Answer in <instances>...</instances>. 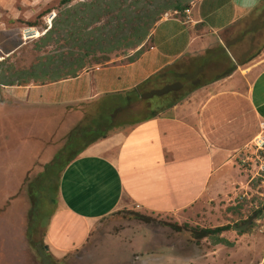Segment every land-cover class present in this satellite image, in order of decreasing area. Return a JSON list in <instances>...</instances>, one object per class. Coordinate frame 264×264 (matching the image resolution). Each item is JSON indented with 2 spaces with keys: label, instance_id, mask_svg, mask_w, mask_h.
<instances>
[{
  "label": "crops",
  "instance_id": "crops-1",
  "mask_svg": "<svg viewBox=\"0 0 264 264\" xmlns=\"http://www.w3.org/2000/svg\"><path fill=\"white\" fill-rule=\"evenodd\" d=\"M188 9L161 17L131 62L84 69L44 84L49 92L34 84L3 90L9 112L33 116L38 135L41 115L59 126L82 101L93 106L132 90L176 62L190 66L189 87L204 83L156 117L90 143L69 162L45 236L54 257L81 246L95 220L120 208L203 212L234 182L235 158L264 127V0H193ZM31 146L37 145L26 152Z\"/></svg>",
  "mask_w": 264,
  "mask_h": 264
},
{
  "label": "rangeland",
  "instance_id": "rangeland-1",
  "mask_svg": "<svg viewBox=\"0 0 264 264\" xmlns=\"http://www.w3.org/2000/svg\"><path fill=\"white\" fill-rule=\"evenodd\" d=\"M90 1L92 0H73L64 6L60 4V0H0V61L6 58L2 68H6L10 63L13 71L19 72V69L28 68L37 57H41L43 61H38L37 68L44 65V70L50 71L55 67L49 66V63L56 61V55H62L67 58L66 61H70L72 56L65 53H69L68 50L76 46L75 43L82 44L83 41L79 39L75 42L68 38V34L79 27L84 28L80 34L87 32L83 37L87 38L92 46L100 45L104 50L107 49L95 53L99 61L93 58L87 60V70L113 62H127L129 50H125L123 46L130 40L128 30L120 31L118 27L111 26L104 16L101 23L93 21L90 17L93 14H102L106 0L91 6V15H87L79 23H70L63 17L62 11L66 7ZM109 1L114 3L111 5L112 16L119 14L120 21L125 17V13L127 17L135 18L134 12H128L144 4V0ZM80 15L84 13L78 16ZM113 19L115 23L116 18ZM63 21L66 23H62ZM27 22L35 25H27ZM48 29L49 32L46 33ZM45 33L46 39L41 40L46 36ZM72 53L73 56L78 54ZM58 62L52 64H59ZM72 63L74 64V61ZM2 68L1 82L5 79ZM58 69L55 71L58 74L47 70L51 79L68 71L65 68ZM8 75L11 79L21 76L14 72H7L6 76ZM43 85L37 89L49 92ZM13 86L14 88L5 89L0 85V264H43L40 261L42 247H45L46 253H50L45 243L51 219V216L46 218L48 209L41 210L36 230L30 237L32 243L38 244L37 248L30 246V240L28 241L22 232L24 220H18L20 217L24 218V211L27 210L25 187L36 176V172L31 170V174L25 177L24 170L26 165L30 164L28 160L31 154L26 159L25 154L28 156V152L24 148L27 145H37L38 147L31 148L37 149L38 161L46 160L57 146L63 145L66 140L64 135L68 133L66 126L71 125L64 119L62 124L57 126L56 123L51 124V115H41L40 119L45 120V127L41 126L42 130L35 139L33 133L36 131L30 130L33 128L34 119L25 122L26 115L10 113L9 106L4 105L3 90L24 89L18 85ZM106 97L108 102H114L118 99V94ZM82 103L86 106L88 101ZM27 105L30 104L24 106ZM134 106L135 109L138 108V105ZM54 119L58 121V116L55 115ZM114 131L116 128L112 132ZM260 131H263L264 135V127ZM54 143L56 146H53ZM261 163L264 164V153L258 152L251 141L250 146L234 160L236 169L232 173L235 179L231 186L223 190L226 194L221 190L220 196L209 200L203 212L184 210L176 214L153 213L139 210L137 206L120 208L95 220L81 246L69 250L63 256L58 255L59 258L50 253L51 257L49 256L46 264H264V218L256 219L251 212L252 208L259 206L258 203L264 200V171L259 169ZM258 178L260 181H257ZM54 186L55 182H52V185L46 187L47 195L41 191V196H53ZM240 204L242 216L228 209L233 206L237 208ZM56 209L55 205V212ZM136 212L151 218V221L147 223L137 219ZM249 218L252 219L243 230L232 228L243 225ZM26 221L28 225L27 218ZM184 224L199 228L230 224L231 228L220 235L228 243H216L212 237L196 238L190 228H184ZM174 225L179 227L178 231L173 229Z\"/></svg>",
  "mask_w": 264,
  "mask_h": 264
},
{
  "label": "trees",
  "instance_id": "trees-1",
  "mask_svg": "<svg viewBox=\"0 0 264 264\" xmlns=\"http://www.w3.org/2000/svg\"><path fill=\"white\" fill-rule=\"evenodd\" d=\"M71 1L73 0H60V4L67 6ZM101 1L102 0H92L89 3L81 2L77 5L68 6L62 11L63 17L70 23H79V21L85 19L87 15H91L89 12L90 7L100 4ZM192 1L193 0H144V4L142 6L128 12H134L133 15H136L135 18L134 16H131L133 18L131 19L127 17L126 13H121V15L124 14L125 17H123L120 21L119 14L114 16L111 14V5L114 3L112 2L111 4L109 0H106L102 14H93L90 17L93 21L101 23L102 17L104 16L111 26L114 25L116 28L118 27V30L120 31L128 30L130 40L123 47L125 50H129L127 62H131L142 53L145 45L144 43L148 40L152 27L161 18V16L166 12H175L177 13L176 15H178V13L183 14L184 10L189 7ZM82 12L84 15L78 16ZM113 18H116L115 23ZM66 21H63L62 23H66ZM27 25L34 26L35 24L27 22ZM83 30L84 28L82 29V27H79L70 31L68 34V38L74 40L75 42L79 41V39H82L83 41L82 44L75 43L76 46H72L71 49L68 50L70 52L65 53V55L72 56L70 57V61H66L67 58H64L62 55H56V61L52 62L59 61L60 63L58 62L59 64L56 65L52 64V62L49 63V66L52 67L53 65L55 67L50 69L52 73L58 74L55 72L58 67L59 69L65 68L68 71L59 73L60 75L58 77L51 79V76L47 72L48 69L46 71L44 70V65L37 68L38 61H43L41 57H37V60L33 61L28 68L19 69V72L13 71L11 66L12 64L10 63H8V66L3 69L2 66L6 61V58H4L5 60L2 62L0 61V68L3 69L2 73L5 79L3 82L0 81V85H42L61 78L76 76L80 71L86 69V63H88L87 60L91 58L99 61V58L95 53L97 51H106L107 49L105 48L106 50H104L100 45L92 46L89 40L83 37L87 32L82 34L79 33ZM48 32L49 29L46 33ZM46 33L44 35H46ZM46 37L47 35L42 37L41 40H45ZM72 52H78V54L73 56L74 54ZM73 61L74 64L72 63ZM72 64L73 66L69 68ZM188 69H190V66H182V64L179 65L176 62L146 78L134 89L118 93V99L114 102H108V97H104L99 99V101H97L96 104H93V106H91L90 102L85 103L87 104L86 106L81 102V108H79L80 104L73 106L71 110H69L71 114L66 116V120L71 126L68 133L64 135L66 140L63 145L57 146V149L51 153L50 157L46 160L42 159L41 161H38L39 157L37 149L33 150V148H31L28 151L27 158L30 154L31 157L28 160L30 164L26 165V168L24 167V173L26 174L25 177L31 174L30 172L33 170V172H36V176L31 179L27 183V187H25L27 188L25 189L27 196V202L25 205L27 206V210L24 211V218L20 217L18 220H24L22 232L25 234L27 240H30L29 244L32 248H37L38 245L36 243H32L30 237L36 230V224L41 210L43 208L48 209L46 218L55 213L54 207L57 202L59 181L69 162L81 153L90 143L106 136V134L112 132L115 128H123L156 117L158 113L163 112L178 103L187 94L204 85V83L194 82L190 83L191 87H189L187 82L188 80L186 78L191 79V77H189L191 72ZM7 72L19 73L21 76L17 79H11L9 75L6 76ZM36 74L38 76H36ZM183 90H185V93ZM135 104L138 105L137 109H135ZM73 113L76 114L74 115ZM32 118L33 116L31 115L27 116V120H25V122H29ZM53 146H56V143H54ZM257 181H260V179L258 178ZM52 182H55L53 196L43 198L41 196V191L47 195L46 187L50 184L52 185ZM258 204L259 206L252 208L251 212L256 219L264 218V200ZM241 208L242 204H240L237 208L236 206H233L228 209H231L232 213H234V210L239 214V216H242ZM135 216L137 219H141L147 223L151 221V218L139 214L138 212L135 213ZM26 218L28 219V225H26ZM184 228H190L191 233L195 234L196 236H194L196 238L212 237L216 243H228L220 235L223 231L230 229L231 226L230 224H226L213 228H199L184 224ZM173 229L178 231L179 227L174 225ZM40 252L42 253L40 254V261L41 263L46 264V261L51 257V254L49 252H45V247H42ZM55 261H57V259Z\"/></svg>",
  "mask_w": 264,
  "mask_h": 264
},
{
  "label": "built area",
  "instance_id": "built-area-1",
  "mask_svg": "<svg viewBox=\"0 0 264 264\" xmlns=\"http://www.w3.org/2000/svg\"><path fill=\"white\" fill-rule=\"evenodd\" d=\"M184 12L188 13L189 9H185ZM169 14H175V12H173V13H170V12L164 13L162 15V17L163 16H168ZM252 143H253L255 149L258 152L264 153V135H263V131H260L257 135H255V137L252 140ZM259 169H260V171H264V164L263 163H261V165L259 166Z\"/></svg>",
  "mask_w": 264,
  "mask_h": 264
},
{
  "label": "water",
  "instance_id": "water-1",
  "mask_svg": "<svg viewBox=\"0 0 264 264\" xmlns=\"http://www.w3.org/2000/svg\"><path fill=\"white\" fill-rule=\"evenodd\" d=\"M251 219H252V218H249V219H248L243 225H241V226H239V227L232 226V228H235L237 231H241V230H243V229L246 227V225H247L248 223H250Z\"/></svg>",
  "mask_w": 264,
  "mask_h": 264
},
{
  "label": "clouds",
  "instance_id": "clouds-1",
  "mask_svg": "<svg viewBox=\"0 0 264 264\" xmlns=\"http://www.w3.org/2000/svg\"><path fill=\"white\" fill-rule=\"evenodd\" d=\"M186 9H188V8H186ZM185 11V10H184ZM167 13V12H166ZM162 17V16H161Z\"/></svg>",
  "mask_w": 264,
  "mask_h": 264
}]
</instances>
